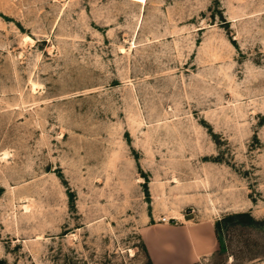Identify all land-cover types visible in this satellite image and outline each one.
<instances>
[{"label":"rangeland","instance_id":"obj_1","mask_svg":"<svg viewBox=\"0 0 264 264\" xmlns=\"http://www.w3.org/2000/svg\"><path fill=\"white\" fill-rule=\"evenodd\" d=\"M202 223L192 264H264V0H0V264H152Z\"/></svg>","mask_w":264,"mask_h":264},{"label":"crops","instance_id":"obj_2","mask_svg":"<svg viewBox=\"0 0 264 264\" xmlns=\"http://www.w3.org/2000/svg\"><path fill=\"white\" fill-rule=\"evenodd\" d=\"M145 240L153 245L150 236L144 232ZM215 233L211 223H202L193 226H185L180 230V242L172 243L175 248L186 246L182 254L176 253L170 259L158 260V257L152 259V264H192L199 260L201 256H205L214 249ZM152 244V245H151ZM180 248V247H179ZM177 252V249H176Z\"/></svg>","mask_w":264,"mask_h":264}]
</instances>
